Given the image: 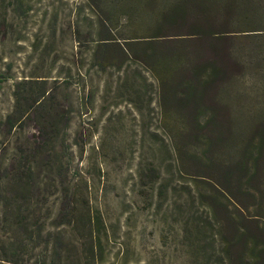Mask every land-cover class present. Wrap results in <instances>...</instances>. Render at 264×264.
Instances as JSON below:
<instances>
[{"label":"rangeland","instance_id":"rangeland-1","mask_svg":"<svg viewBox=\"0 0 264 264\" xmlns=\"http://www.w3.org/2000/svg\"><path fill=\"white\" fill-rule=\"evenodd\" d=\"M156 20L108 21L90 0H0V176L13 166L2 186L23 198L18 170L34 184L29 233L2 258L264 264V29L210 16L221 32L192 34L189 14L157 32ZM153 46L188 53L174 78L144 60ZM10 114L24 119L13 129Z\"/></svg>","mask_w":264,"mask_h":264},{"label":"trees","instance_id":"trees-1","mask_svg":"<svg viewBox=\"0 0 264 264\" xmlns=\"http://www.w3.org/2000/svg\"><path fill=\"white\" fill-rule=\"evenodd\" d=\"M97 7L99 12L108 21L114 20L120 15H129L136 19H141L143 16L149 14L155 17L156 24L152 26L153 31L161 32L172 27L177 28L183 26L185 23L183 19L188 18L189 14H193L196 22L192 23V34H210L212 31V25L203 24L207 18L221 17L228 28H240L243 31L248 30H260L264 29V0H138L127 3L126 0H90ZM136 24V22H135ZM138 23L137 26H140ZM235 26V27H233ZM138 27L134 28L136 30ZM159 37V35H155ZM153 36L154 38H156ZM137 36L126 38L125 48L133 54H139L136 50L138 43L135 40ZM157 40V39H154ZM100 45L99 49H102ZM156 51L151 54L145 55V61L151 66L152 70L157 76L164 82L167 78H174L172 75L180 67L181 63L188 58V53H172V47H157L153 46ZM160 48V50H159ZM98 49V50H99ZM137 51V52H136ZM162 54L163 57H159ZM157 56V58H156ZM162 67V69H161ZM164 67V68H163ZM179 71V70H178ZM45 96V94H43ZM41 99H36L30 107L33 108L36 103ZM23 116L16 118L14 114H10L7 117L8 123H10V129L18 127L23 122ZM18 169V168H16ZM13 166L9 168L7 175L0 176V249L4 245L8 244L9 249L16 250L19 244L23 242L20 239V235L23 233H29V227L31 224V214L29 209V195L33 190L34 184L32 178L29 175L28 169L18 170L17 184L19 190L26 195L23 197L18 194L11 193L9 181H3L5 186H2V178H11L13 174ZM2 193H5L4 195ZM63 204L60 205L59 212L54 218L58 223L51 222L54 226L61 222L62 212L64 210ZM44 223V222H43ZM95 223V222H94ZM45 224V223H44ZM40 225V233H42L45 225ZM95 230L90 228V236L93 239ZM97 238L96 240H98ZM95 247V241L92 244ZM0 259L12 261L9 257ZM17 263V262H16ZM19 264V263H17Z\"/></svg>","mask_w":264,"mask_h":264}]
</instances>
